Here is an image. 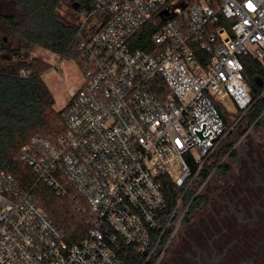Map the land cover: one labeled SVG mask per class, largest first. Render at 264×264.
<instances>
[{
    "label": "built area",
    "instance_id": "built-area-1",
    "mask_svg": "<svg viewBox=\"0 0 264 264\" xmlns=\"http://www.w3.org/2000/svg\"><path fill=\"white\" fill-rule=\"evenodd\" d=\"M76 40L84 82L63 108V130L31 137L18 158L60 195L78 187L91 227L70 241L1 171L0 264L158 256L231 130L217 103L229 98L242 114L253 103L243 69L246 57L264 58V0H96Z\"/></svg>",
    "mask_w": 264,
    "mask_h": 264
},
{
    "label": "trees",
    "instance_id": "trees-1",
    "mask_svg": "<svg viewBox=\"0 0 264 264\" xmlns=\"http://www.w3.org/2000/svg\"><path fill=\"white\" fill-rule=\"evenodd\" d=\"M6 26L17 36V47L11 48L0 39V172L12 174L17 184L30 191L36 204L41 206L67 234L70 241L79 242L85 238L91 227L86 201L82 191L73 184L69 189L73 198L58 194L54 188L38 181L34 170L23 164L18 153L20 147L35 135L60 133L62 112L55 109V96L43 78L48 63L32 56L35 47H43L59 58L74 59L82 63V56L76 47V34L86 17L95 6L96 0H0ZM27 71L26 75L22 70ZM243 73L250 83L258 113L264 109V99L260 97L264 86L260 87L256 78L264 79V58L246 57ZM226 122V108L217 103ZM253 109L246 112L250 114ZM242 115V111H238ZM231 144L220 143L204 164L195 189L208 176L225 171V157ZM194 171L196 165L193 164ZM194 189L189 191L191 199ZM176 190L172 183L167 185V207L174 205ZM202 195H196L191 208L199 205ZM165 241L162 242V245ZM157 256L149 260L141 254L128 257L130 264H155Z\"/></svg>",
    "mask_w": 264,
    "mask_h": 264
},
{
    "label": "flooded vegetation",
    "instance_id": "flooded-vegetation-1",
    "mask_svg": "<svg viewBox=\"0 0 264 264\" xmlns=\"http://www.w3.org/2000/svg\"><path fill=\"white\" fill-rule=\"evenodd\" d=\"M256 103L240 116L247 123L234 131L227 169L212 174L155 264H264V109L250 122Z\"/></svg>",
    "mask_w": 264,
    "mask_h": 264
},
{
    "label": "rangeland",
    "instance_id": "rangeland-1",
    "mask_svg": "<svg viewBox=\"0 0 264 264\" xmlns=\"http://www.w3.org/2000/svg\"><path fill=\"white\" fill-rule=\"evenodd\" d=\"M7 11L8 9L5 8V12L3 10V13H6ZM0 39H2L3 43L8 47L14 48L18 45L17 36L11 29L8 28V26L5 25L1 16ZM32 56L48 63V68L43 71L42 75L55 96V109L58 111L62 110L70 100L72 93L76 91L84 82L80 65L74 59L65 58L64 64L62 66H58L61 58L40 46L33 49ZM223 105L227 112V125L228 127H231V130L221 143L225 145L231 144L232 146L235 142L234 131L237 130L240 124L245 125L247 123V116L240 118L241 114H238L236 105L229 98L224 101ZM225 161L228 160L226 159ZM215 177L216 175L214 178ZM210 183L211 181L208 182V185ZM208 185H204L203 187L199 186L198 188H201L199 192L201 193L204 191Z\"/></svg>",
    "mask_w": 264,
    "mask_h": 264
},
{
    "label": "water",
    "instance_id": "water-1",
    "mask_svg": "<svg viewBox=\"0 0 264 264\" xmlns=\"http://www.w3.org/2000/svg\"><path fill=\"white\" fill-rule=\"evenodd\" d=\"M1 10H2V6H1V3H0V12H1Z\"/></svg>",
    "mask_w": 264,
    "mask_h": 264
}]
</instances>
